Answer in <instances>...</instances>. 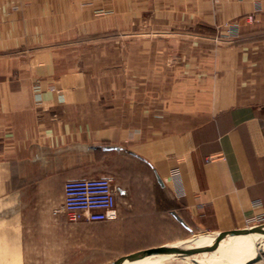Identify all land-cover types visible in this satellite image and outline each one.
Here are the masks:
<instances>
[{
	"label": "crops",
	"instance_id": "crops-1",
	"mask_svg": "<svg viewBox=\"0 0 264 264\" xmlns=\"http://www.w3.org/2000/svg\"><path fill=\"white\" fill-rule=\"evenodd\" d=\"M257 1L263 2L257 19L238 24L247 31L264 29V0L172 2L192 5L186 11L196 23L222 24L253 12ZM128 6L0 0V264H84L87 247L96 251L86 244L91 223L70 222L55 210L67 180L106 172L120 180L118 218L107 221L116 225L173 220L184 226L174 212L189 231L264 224V41L216 55L212 42L189 39L206 47L193 48L179 70L159 64L151 86L149 65L166 55H128L127 68L100 70L109 100L91 99L87 76L70 63L74 50L54 46L71 29H84L92 13ZM215 56L221 61L216 82ZM96 140L115 147L106 165L94 157L87 163L86 152L75 148L54 152Z\"/></svg>",
	"mask_w": 264,
	"mask_h": 264
},
{
	"label": "rangeland",
	"instance_id": "rangeland-1",
	"mask_svg": "<svg viewBox=\"0 0 264 264\" xmlns=\"http://www.w3.org/2000/svg\"><path fill=\"white\" fill-rule=\"evenodd\" d=\"M120 1L121 5H129L128 11H118L117 14H111V12L92 13L84 29H71L68 39L61 41V38H59L58 43L54 46L56 50H70V52L74 50L71 55L73 60L70 63L74 69L85 73L87 76V80H89L86 86L87 97L91 99L94 96L101 95L102 100H109L108 87L105 86L106 83H102L105 80L104 78L108 80V77L101 76L100 70H108L111 67L127 68L128 55H133L137 59H141L142 55L148 52L150 54L161 53L163 56L166 55V61H153L149 65L153 69L150 70L149 77L151 86L157 84V78H153V75L159 64L164 63L173 70H179L190 62L192 58L190 51L193 48L206 47L203 44L196 46L189 39H199V42H205L206 40L212 42L211 46L214 47L216 55L220 54L221 48H242L251 43L264 41V29L243 31L238 26L242 20L253 22L257 19L263 7L261 1L254 3L253 12L222 24L206 23L207 20L196 23L190 17L191 11H186L194 8L189 3L179 5L174 4L173 0H167L164 3L157 0ZM212 1L214 4L218 2V0ZM96 18L99 19L97 22L95 21ZM148 46L150 47L148 48ZM78 47L80 48L79 51L76 50ZM22 52H25V50L22 49ZM100 52L101 54H99ZM111 52L118 53L117 60L111 61L109 59ZM2 53L0 52V57H2ZM220 63V58L215 56L213 73L215 82L221 72ZM134 68L141 69V61H135ZM140 76L138 75L136 80L141 79ZM95 79L99 82V85L94 89ZM73 148L78 149V152H86L87 163H93L92 158L94 157L95 164L104 165L109 162L111 149H115V147H111L109 142L104 141H72L67 146L63 145L60 149L56 148L54 152H74ZM104 175L113 178L117 197L120 191V180H116L115 175L109 172L95 174V177ZM256 225H259V223L253 222L250 226L234 229L249 228ZM71 226L74 228L73 225ZM85 229L87 234L86 244L91 246L96 244V251L87 247L84 264H113L118 258L143 249L158 246L167 249L176 248L187 243V240L195 234H218L227 231L213 232L205 229L189 231L179 222L173 220L121 221L117 225L115 222H96L86 224ZM116 231L121 232V235L116 237ZM94 236L96 237L95 241ZM99 237L101 238L100 241L98 240ZM227 239H223V241ZM99 244L101 245L100 250L97 248ZM260 252H264V237L260 240V243H249L246 248L241 250L242 259L239 263L225 261L220 264H244L247 260L255 258ZM209 257L208 252H201L187 258L170 259L162 256L145 258L135 264H198L192 259L204 261ZM79 264H82L81 260ZM252 264H264V253L260 261Z\"/></svg>",
	"mask_w": 264,
	"mask_h": 264
},
{
	"label": "built area",
	"instance_id": "built-area-1",
	"mask_svg": "<svg viewBox=\"0 0 264 264\" xmlns=\"http://www.w3.org/2000/svg\"><path fill=\"white\" fill-rule=\"evenodd\" d=\"M55 213H64L70 222L94 223L117 219L113 178L100 176L67 180L64 202Z\"/></svg>",
	"mask_w": 264,
	"mask_h": 264
},
{
	"label": "bare ground",
	"instance_id": "bare-ground-1",
	"mask_svg": "<svg viewBox=\"0 0 264 264\" xmlns=\"http://www.w3.org/2000/svg\"><path fill=\"white\" fill-rule=\"evenodd\" d=\"M263 237H264L263 233H246V234L231 235L227 237L228 238L227 240L224 241L221 240L217 245L212 247L209 251H205L210 254V257L207 260L204 261H199L197 259H192V260L198 264H220L225 261L239 263V261L242 259L241 250L246 248L249 243H254V244L260 243V240ZM216 238H217V234H211V233L195 234L187 240V243H184L182 246H179L175 250L182 251L188 248H192V246L193 247L208 246L211 245ZM159 256L170 258L164 255H150L138 260L128 261L125 264H135L136 262L142 259L159 257ZM170 259H175V258H170ZM250 260H247L244 264H246Z\"/></svg>",
	"mask_w": 264,
	"mask_h": 264
},
{
	"label": "water",
	"instance_id": "water-1",
	"mask_svg": "<svg viewBox=\"0 0 264 264\" xmlns=\"http://www.w3.org/2000/svg\"><path fill=\"white\" fill-rule=\"evenodd\" d=\"M174 215L184 226L188 227V225L184 222V220L177 213L174 212ZM246 233H263L264 234V224L251 226L249 228L232 229V230L219 232L217 234V238L215 239V241L211 245H208V246L192 247V248H188L182 251H176L175 249H177L178 247L170 248V249H167L161 246L151 247V248L143 249V250H140V251L128 254V255H124L118 258L113 264H125L128 261L138 260V259L150 256V255H164L170 258H186L191 255L209 251L212 247L217 245L221 240L227 238L228 236L236 235V234H246ZM263 253L264 252L258 253L255 256V258L248 261L246 264H252V263H256L260 261L263 258Z\"/></svg>",
	"mask_w": 264,
	"mask_h": 264
},
{
	"label": "trees",
	"instance_id": "trees-1",
	"mask_svg": "<svg viewBox=\"0 0 264 264\" xmlns=\"http://www.w3.org/2000/svg\"><path fill=\"white\" fill-rule=\"evenodd\" d=\"M105 176V175H104Z\"/></svg>",
	"mask_w": 264,
	"mask_h": 264
}]
</instances>
